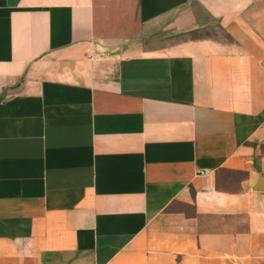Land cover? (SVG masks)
Returning a JSON list of instances; mask_svg holds the SVG:
<instances>
[{
	"label": "crops",
	"instance_id": "0c3cea01",
	"mask_svg": "<svg viewBox=\"0 0 264 264\" xmlns=\"http://www.w3.org/2000/svg\"><path fill=\"white\" fill-rule=\"evenodd\" d=\"M0 264H264V0H0Z\"/></svg>",
	"mask_w": 264,
	"mask_h": 264
},
{
	"label": "rangeland",
	"instance_id": "374dc122",
	"mask_svg": "<svg viewBox=\"0 0 264 264\" xmlns=\"http://www.w3.org/2000/svg\"><path fill=\"white\" fill-rule=\"evenodd\" d=\"M214 32H216V31H214Z\"/></svg>",
	"mask_w": 264,
	"mask_h": 264
}]
</instances>
